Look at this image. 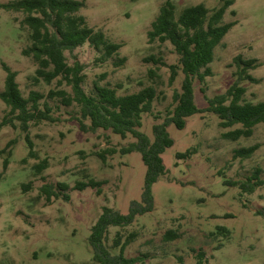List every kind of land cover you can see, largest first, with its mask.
<instances>
[{"label":"rangeland","instance_id":"374dc122","mask_svg":"<svg viewBox=\"0 0 264 264\" xmlns=\"http://www.w3.org/2000/svg\"><path fill=\"white\" fill-rule=\"evenodd\" d=\"M84 1L81 13L89 25L122 47L118 55L101 61L95 49L85 43L72 55L66 52L68 61L76 59L84 65L87 92L94 83L115 87L121 95L154 86L157 97L153 114L143 115L141 127L152 139L153 124L165 120L183 78L179 71L170 83L169 65L177 62L172 45L150 43L147 37L165 0ZM173 2L178 12L199 3L211 9L220 4V0ZM22 18L21 13L0 8V91L6 75L4 62L17 72L25 97L31 91L47 96L51 89L63 86L59 87L56 80L51 84L35 81L37 66L21 53L29 44L27 30L20 27ZM224 20L236 24L215 49L212 74L204 84H194L199 108L208 105L205 94L212 97L224 93L236 81L233 59L238 55L259 63L250 71L257 81L241 83L246 88L245 99L264 100V0H234ZM159 57L165 65L154 62ZM203 86L205 93L200 89ZM47 102L54 121H43L29 129L35 157L28 156L25 132L12 126L0 129V150L14 141L6 168L3 160L7 152L0 154V264H98L93 261L87 239L90 228L104 206L127 213L130 202L141 199L146 167L138 151L116 153L103 162L97 152L120 148L134 139H123L110 130L84 132L75 119V106L62 105L58 99ZM6 111L0 99V120ZM167 130L174 143L162 154L166 173L152 185L153 209L126 228L138 231L139 237L127 246L125 255L142 256L137 264H197V254L202 251L207 264H264V187L248 194L224 182L229 178L244 180L258 169L264 177V124L256 126L251 137L231 141L223 138L229 129L218 125L217 116L204 112L190 116L183 129L169 125ZM255 144L258 149L252 156L234 157L236 149ZM187 150H193L188 157H176ZM44 158L48 167L36 174L33 166ZM89 179L103 182L100 191L74 189L77 181ZM28 183L30 188L25 186ZM45 183L68 184L63 192L69 200L60 197L47 202L40 190ZM217 226L226 227L230 233H216ZM117 229L110 228L109 243ZM170 229L180 237L165 240Z\"/></svg>","mask_w":264,"mask_h":264},{"label":"trees","instance_id":"16d2710c","mask_svg":"<svg viewBox=\"0 0 264 264\" xmlns=\"http://www.w3.org/2000/svg\"><path fill=\"white\" fill-rule=\"evenodd\" d=\"M233 3L234 0H220L219 6L212 9L199 3L186 6L179 12L173 0H165L160 5L147 31L148 41L160 44L168 42L172 45L177 62L169 65L170 83L175 81L179 71L182 72L183 78L180 89L173 93L172 107L168 110L165 120L153 124L152 139L141 130V127L143 115L153 114V103L157 97L154 86H146L136 92L121 95L115 87L94 83L93 88L87 92L83 86L84 65L76 59L72 63L68 61L66 52L72 55L85 43H89L95 49L101 61L118 55L122 47L121 43L110 40L101 29L89 25L86 16L81 13L86 6L84 0H9L0 3V8L23 15L20 27L27 30L29 44L21 53L31 57L36 64L35 81L43 80L51 84L56 80L59 87L63 86L51 89L47 96L31 91L25 97L17 81V72L2 62L6 75L0 99L6 105L7 111L0 120V129L12 126L25 132L28 156L35 157L29 129L43 121H54L52 107L47 100L58 99L62 105L77 108L75 119L82 131L110 130L123 139L128 136L134 139L120 148H106L97 152L103 162L107 161L108 156L116 153L138 151L146 167L141 199L131 201L127 213L104 206L91 226L87 239L93 261L96 263L137 264L143 260L142 256L125 255L127 246L139 237L138 231H127L126 228L132 225L139 215L153 209L152 185L166 173L162 154L174 143L167 130L169 125L183 129L190 116L210 112L217 116L221 128L229 129L222 134L223 138L237 141L251 137L256 126L264 124V100L247 101L244 97L246 88L241 84L243 81H257L250 73L259 65L255 58L236 56L233 59L237 68L236 81L224 93L212 97L205 94L208 103L205 108H199L195 102V82L198 81L202 85L212 74L210 64L214 61L215 49L222 44L226 34L236 24L235 21L224 20L227 9ZM123 61L122 58L120 62ZM154 62L165 65L160 57ZM200 89L203 93L206 92L204 86ZM13 143L14 141L9 142L6 148L0 150V154L7 152L3 160L4 168L9 164L10 147ZM257 149L256 144L236 149L234 157L248 158ZM192 152L193 150L180 152L176 157L185 158ZM47 167L46 158L33 166L36 174H41ZM224 182L236 185L241 193L248 194L264 187V177L261 176L259 169L244 180L229 178ZM102 184V181L95 179L77 181L74 189L82 191L89 187L100 191ZM25 186L30 188L31 185L28 183ZM66 189H68L66 183H59L57 186L45 183L40 188L47 202L60 197L69 200L70 196L63 192ZM111 227L118 229L109 243ZM216 229V233L223 236L230 233L224 226H217ZM178 237L180 234L173 229L167 230L164 235L165 240H174ZM114 249H118V252L114 253ZM204 258V252L200 251L196 263L207 264Z\"/></svg>","mask_w":264,"mask_h":264}]
</instances>
